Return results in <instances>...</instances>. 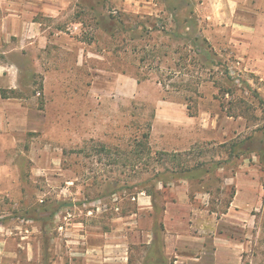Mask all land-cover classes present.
<instances>
[{
  "label": "rangeland",
  "instance_id": "374dc122",
  "mask_svg": "<svg viewBox=\"0 0 264 264\" xmlns=\"http://www.w3.org/2000/svg\"><path fill=\"white\" fill-rule=\"evenodd\" d=\"M196 7L0 0V20L24 17L30 35L39 23L44 31L9 59L0 53V64L20 66L21 95L41 93L45 117L43 129L0 146V241L21 264H101L117 253L124 264H175L156 236L166 210L188 211L182 225L200 226L201 210L227 211L236 174L264 186V60L247 43L214 47ZM196 38L215 63L195 53ZM13 41L0 50L22 49ZM250 136L255 150L234 148ZM148 193L152 208L139 209ZM231 220L243 242V220ZM245 231L249 251L234 261L264 264V212ZM89 242L112 245L87 259Z\"/></svg>",
  "mask_w": 264,
  "mask_h": 264
},
{
  "label": "crops",
  "instance_id": "0c3cea01",
  "mask_svg": "<svg viewBox=\"0 0 264 264\" xmlns=\"http://www.w3.org/2000/svg\"><path fill=\"white\" fill-rule=\"evenodd\" d=\"M195 1L198 16L208 27L204 36L214 47L219 48L218 45L232 42L238 45L247 43L253 52L251 58L264 60V0ZM11 16L4 14V19L0 20V30L4 32V35L0 34L2 36L0 47H3L2 43L13 44L14 37L22 49H18L17 45L14 48L10 46L6 52L0 50L8 59L15 51L23 50L25 46L27 48L44 39L40 23L36 24L39 26L37 32L30 35L34 27L32 20L24 17L13 19ZM21 92L20 66L15 62L0 64V146L6 138L16 141L19 133L39 131L44 127V112L38 106L37 96L41 93L38 92L36 96H25L21 95ZM181 149L183 147H173L171 150L177 152ZM233 179L236 192L227 211L220 218L215 212L201 210L200 214L206 218L200 226L190 223L183 226L184 218L190 216L188 211L183 215L182 209H177V212L166 210L163 217L164 229L156 235L161 240L160 252L164 258L169 259L168 257L173 256L175 264H236L234 260L249 251L251 242L246 239L249 232L246 233L245 229H250L252 224H256L264 212V186L254 176L249 178L247 173L236 174ZM185 195L188 198L186 193ZM136 201L139 209L141 206L152 208L150 196L142 197V194H139ZM227 216L229 219L224 220ZM231 218L243 220L245 228L242 234L243 242L232 235L236 222ZM194 230H200L199 234L196 235ZM149 235L154 236V233L150 232ZM122 238L120 244L116 242L117 248L125 244V237ZM92 243L89 242L87 245L85 254L87 259L94 257L96 252L103 253V250L106 252L109 245H112L109 242L102 246ZM16 256L14 251L9 250L0 241V264H21V258ZM121 256L124 257L119 253L110 256L100 255L110 260L101 264H124L114 260Z\"/></svg>",
  "mask_w": 264,
  "mask_h": 264
},
{
  "label": "trees",
  "instance_id": "16d2710c",
  "mask_svg": "<svg viewBox=\"0 0 264 264\" xmlns=\"http://www.w3.org/2000/svg\"><path fill=\"white\" fill-rule=\"evenodd\" d=\"M174 36L178 37V38H183L184 36L181 35V34H178V33H173ZM202 40L199 39V38H196L192 41V47L195 49V53L198 55V56H203L205 57L206 59H208L210 62L212 63H215V61L213 60V57H212V53H211V50L205 49V47L202 46L201 44ZM206 42V40H205ZM207 43V42H206ZM255 141V137L254 136H250L248 137L247 139L237 143L236 145H234V148H237V149H240L241 152H250L252 150H255V149H251L252 148V145ZM175 154L177 153H174V154H170L172 157H176ZM166 155H169L168 153ZM149 196H151L152 198H154V194L152 193H148Z\"/></svg>",
  "mask_w": 264,
  "mask_h": 264
}]
</instances>
